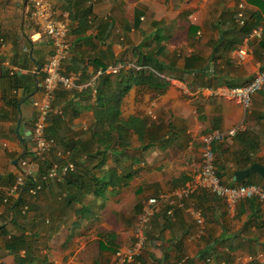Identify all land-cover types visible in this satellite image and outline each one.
Segmentation results:
<instances>
[{
	"label": "crops",
	"instance_id": "obj_1",
	"mask_svg": "<svg viewBox=\"0 0 264 264\" xmlns=\"http://www.w3.org/2000/svg\"><path fill=\"white\" fill-rule=\"evenodd\" d=\"M24 2L0 0V264H23L25 256L24 264H264V206L255 199L242 200L229 212L221 199L202 191L172 214L159 200L143 229L148 241L140 256L122 262L115 255L133 244L147 198L191 181L207 132L244 126L236 136L213 144L225 184L234 183V172L252 163L264 165V86L247 110L212 91L242 86L264 70V36L249 42L248 53L239 59L237 50L248 32L236 23L241 3L248 26L262 23L264 0H51L53 17L68 22L63 71L80 76L77 88L55 94L47 124L54 125L52 138L61 152L74 143H87L91 152L101 149L97 116L102 106L89 82L98 70L111 79L120 75L129 80V88L123 91L119 119L138 131H129L126 142L115 146L116 160L134 175L127 186L108 187L103 198L65 185L59 189L49 181L36 196L27 195V248L6 249L21 228L10 223L2 200L17 174L19 157L31 149L32 100L41 96L40 69L51 53L48 40L28 17L29 0L26 6ZM154 64L163 67L153 70ZM148 71L167 82L162 93L136 84ZM116 92L108 91L107 98ZM52 153L46 156L49 161ZM93 157H87L85 166L98 175L94 166L101 157ZM114 159L107 151L104 168L115 166ZM131 159L136 162L132 166ZM249 177L264 187L263 178ZM66 190L74 194L68 206ZM81 207L85 211L77 213ZM189 207L201 210L202 231ZM206 249L209 254L203 258Z\"/></svg>",
	"mask_w": 264,
	"mask_h": 264
},
{
	"label": "built area",
	"instance_id": "obj_2",
	"mask_svg": "<svg viewBox=\"0 0 264 264\" xmlns=\"http://www.w3.org/2000/svg\"><path fill=\"white\" fill-rule=\"evenodd\" d=\"M30 8L28 17L38 31L43 34L51 46V53L47 61L41 67L43 80L41 85V96L32 100V106L36 109L30 132L31 158L18 159V171L15 176V183L9 187L3 197V202L16 199L23 190L25 181L34 178L38 170V160L55 152L56 156H63L53 138L46 134L48 118L53 112V102L58 90L71 91L77 88L80 76L78 74H65L63 64L68 53V22L67 20L56 19L53 17V6L51 0H29ZM245 6L239 4L236 12V23L239 27H244ZM264 36V20L258 26H255L247 34L244 45L237 50V57L243 59L249 50V42L261 40ZM112 72H117V68L110 67ZM105 71L98 70L91 78L89 85L93 95L96 94L97 80ZM264 86V70L256 73L252 79L239 87H223L212 90L213 93L221 94L223 97L235 100L245 110L250 105L251 98ZM244 129L243 124H239L227 131L212 130L202 137L201 164L195 172L193 178L186 185L168 190L158 196L147 198L143 205L142 212L136 221V235L133 244L125 250H117L115 255L122 262H135L147 245V237L144 228L152 220L157 211L159 200H164L169 210L167 214H172L174 208H186V202L198 191L207 193L221 199L229 212H233L236 206L243 199L255 198L264 206V187L258 183L251 184H225L222 183L217 174L215 165V155L213 144L222 142L226 137L236 136ZM73 170L71 163H53L51 167L41 176V181L61 182L67 172ZM41 185L29 191V195L35 196ZM192 215L195 224L202 231L204 227V218L201 210L189 207L187 208Z\"/></svg>",
	"mask_w": 264,
	"mask_h": 264
},
{
	"label": "trees",
	"instance_id": "obj_3",
	"mask_svg": "<svg viewBox=\"0 0 264 264\" xmlns=\"http://www.w3.org/2000/svg\"><path fill=\"white\" fill-rule=\"evenodd\" d=\"M251 29L252 28L250 25L248 26V24H245V26L242 28V31H244L246 34L247 32L249 33ZM145 60H147V63L145 64H149L150 60L148 58H145ZM141 66L144 67L146 65L141 64ZM158 67L162 68L163 66H160V64H154L150 68L155 70ZM129 74H131V72ZM128 82L129 80L121 79L120 75L114 76L113 79H111L109 76H102L99 78V82L96 86L95 102L98 105L102 106V109L99 111L97 116V125L99 126L98 132L100 131L102 133L101 135L99 134V140L101 141V143H99L98 145L102 146L101 149L98 148L96 152H91L88 150L89 145L87 143H74L65 145L63 149V156L58 157L56 156L55 152H53L52 154L54 155V158L50 161L46 158V156L38 160V170L35 173L34 178L27 179L25 181L22 193L14 200H10L7 203L3 202V204L7 205L10 223L17 229L21 228L19 229L20 235L10 237L9 243L6 246L7 250H13L14 248H27L25 230L22 228L23 225L20 224L19 221L26 220V215L29 211L28 206L30 205V202L27 199L29 191L35 188L36 185H41V189L39 190V192L42 191V189L48 184V182L41 181V176L46 173V171L51 167L53 163H71L73 165V170L67 172L61 182H56V186H58L59 189H62L63 185H65V189L70 188V190L74 189L76 191H78V189L85 190V193L87 194L91 193L95 197L103 198L108 187L115 190L116 188L128 185L134 174L126 167L124 168L120 166V164H118L116 158L120 155H118V152L115 148V146L121 147V145L126 142L127 137H129V131H133L134 133L138 131L135 125L132 126L130 122H122L119 119L118 108L121 103V98L123 97V91H127V88H129V84L127 85ZM136 84L139 86H144L147 89L155 91L157 93H162L167 87V82L159 78L157 74L151 71H148L147 75L141 77L140 80L136 81ZM113 88L117 89L118 92L112 94L111 97L107 98L106 94ZM106 101L110 104L107 105V108L105 107ZM106 124L108 128H105ZM52 125L53 124L51 123V127H47L46 129V134L50 138H52V134L50 132L54 126ZM125 146H128V142L124 145V147ZM107 151L113 153L115 158V166L105 169V154L107 153ZM83 155H86L85 159H83ZM98 155H100L101 158L94 166V168L98 169V175H96L95 173L87 170L85 164L87 157H96ZM24 158H31V153L27 149H25L23 154L19 157V159ZM134 163L136 162H133V159H131L130 166H132ZM82 167L83 170H81ZM79 169L82 173L77 174ZM118 170L121 171V174L118 172ZM217 174L222 181V174L219 172V170H217ZM13 179L14 180L11 183V186L15 183L16 178L14 177ZM222 183L224 182L222 181ZM251 183L253 182L251 181V177H249L242 184L246 185ZM230 185L235 184L231 183ZM70 192L71 191H67L64 196L66 201L65 206H68L70 202L74 200V194ZM202 192L207 193L206 191ZM254 199L255 198H249L243 200L255 201L256 199ZM84 209V207H81L79 211H77V213H83L85 211ZM105 236H108V234H105ZM109 236H111V234H109ZM208 254V249H206L202 252V257L205 258ZM27 258L28 256H25V258H21V262L24 264Z\"/></svg>",
	"mask_w": 264,
	"mask_h": 264
},
{
	"label": "water",
	"instance_id": "obj_4",
	"mask_svg": "<svg viewBox=\"0 0 264 264\" xmlns=\"http://www.w3.org/2000/svg\"><path fill=\"white\" fill-rule=\"evenodd\" d=\"M27 1L28 0H25L24 6L27 5ZM29 133L30 132H28V134ZM253 174H257L258 176H260L261 178L264 179V165L259 164V163H252L246 169L238 170V171L234 172L233 182L235 184H241L245 181L246 178H248L249 176H251Z\"/></svg>",
	"mask_w": 264,
	"mask_h": 264
},
{
	"label": "rangeland",
	"instance_id": "obj_5",
	"mask_svg": "<svg viewBox=\"0 0 264 264\" xmlns=\"http://www.w3.org/2000/svg\"><path fill=\"white\" fill-rule=\"evenodd\" d=\"M53 184H56V182L54 181ZM35 196H36V195H35ZM31 197H34V196H31ZM28 212H30V211H28ZM28 212H27V214H28ZM26 216H27V215H26ZM8 217H9V213H8ZM19 223L23 225L22 228L26 231V228H27V226H26V220H22V221L20 220ZM3 226H5V224H3ZM6 226H7V225H6ZM9 226H10V225H9ZM4 228H5V227H4ZM9 228H11V232L14 231L13 226H11V227H9ZM16 231H17V230H16ZM17 232H18V231H17ZM17 232H16V233H17ZM45 243H46V242L42 243V246H43Z\"/></svg>",
	"mask_w": 264,
	"mask_h": 264
}]
</instances>
